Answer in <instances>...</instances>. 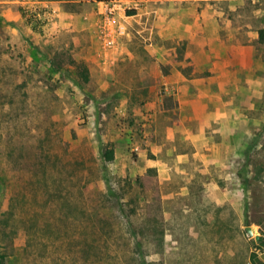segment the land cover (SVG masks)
<instances>
[{
	"label": "rangeland",
	"instance_id": "374dc122",
	"mask_svg": "<svg viewBox=\"0 0 264 264\" xmlns=\"http://www.w3.org/2000/svg\"><path fill=\"white\" fill-rule=\"evenodd\" d=\"M147 1L154 31L119 40L118 9L105 10L132 15ZM179 7L200 13L188 26L218 30L220 61L241 53L231 131L175 126L168 137L162 62L207 43L168 31ZM223 143L232 149L213 147ZM252 254L264 262V0H0V262L254 264Z\"/></svg>",
	"mask_w": 264,
	"mask_h": 264
},
{
	"label": "crops",
	"instance_id": "0c3cea01",
	"mask_svg": "<svg viewBox=\"0 0 264 264\" xmlns=\"http://www.w3.org/2000/svg\"><path fill=\"white\" fill-rule=\"evenodd\" d=\"M148 3L149 1H147L145 6L135 3V11L132 15L126 14L125 7L122 4H115L113 6L115 11L118 9L115 12V20L117 23L116 35L119 40H123L125 37L131 38L134 35V31L138 33H143L148 29V31H154V25L148 27V23L153 13H157L159 10L150 8ZM99 4L101 3H98L97 7L99 12L102 13V8ZM161 11L163 12V10ZM177 11V19H175V23L171 25V28H168V31L172 29L176 30V36L180 38L202 34L201 37L205 38L207 43L195 49L189 47L185 51L184 62L176 63L173 60H167V63L162 62L168 69L162 75L166 86L165 89L167 94L173 97L175 101L172 109L167 110L163 108L164 112L175 114L167 115L165 113L167 115L165 119L169 122L168 137L170 138V134L175 133V126L178 127V130L182 129L187 134L194 133L195 127H197L196 131L201 134L225 133L228 129L224 127H230L231 131L234 126L235 117L233 105V66L236 56L234 53L238 52L232 48L229 50L226 48L225 53L226 56L229 53V60L225 62L220 61L217 55L218 50L212 47V43L218 40V30H209L207 34L205 29H201L202 25L197 28H194L196 27L194 25L190 27L185 24L186 18L191 16L201 23L200 13L193 9H189L186 12L182 7H179ZM146 18L149 19L146 20ZM207 45H209L208 49L205 48ZM249 49L246 48L250 52ZM238 54L242 57L241 53ZM237 57L239 60V56ZM214 86L216 90H214ZM206 139L209 141L208 138ZM213 147L232 149V146L227 143L214 145ZM189 155L187 152L180 153V160L185 162V159ZM212 161L220 163L221 160L213 158Z\"/></svg>",
	"mask_w": 264,
	"mask_h": 264
},
{
	"label": "trees",
	"instance_id": "16d2710c",
	"mask_svg": "<svg viewBox=\"0 0 264 264\" xmlns=\"http://www.w3.org/2000/svg\"><path fill=\"white\" fill-rule=\"evenodd\" d=\"M109 158L110 159H112L113 157H112V152H110L109 153ZM148 173L151 175H154V174H156V169H154V168H151V169H149L148 170ZM149 188L153 191L152 193H153V195H154V199L156 200V203H157V205L161 208L162 207V203H161V193H160V187H159V181H158V179H156L155 181H154V184H151L150 186H149ZM249 225V224H248ZM141 243L140 242H135L134 243V247H136V248H140L141 247ZM2 260L3 259H1V264L3 263L2 262ZM252 260H253V263L254 264H264V262L263 261H261V260H259L258 258H257V256H256V254H252ZM138 264H149V262L147 261V259L144 257V256H142V257H140L139 259H138Z\"/></svg>",
	"mask_w": 264,
	"mask_h": 264
},
{
	"label": "water",
	"instance_id": "95a60500",
	"mask_svg": "<svg viewBox=\"0 0 264 264\" xmlns=\"http://www.w3.org/2000/svg\"><path fill=\"white\" fill-rule=\"evenodd\" d=\"M245 230H246L249 237H251V238L255 237V230L252 226H247L245 228ZM259 239H260V236H256V240H259Z\"/></svg>",
	"mask_w": 264,
	"mask_h": 264
},
{
	"label": "built area",
	"instance_id": "2783aa9c",
	"mask_svg": "<svg viewBox=\"0 0 264 264\" xmlns=\"http://www.w3.org/2000/svg\"><path fill=\"white\" fill-rule=\"evenodd\" d=\"M115 10L113 8H108L105 10V14L108 16L109 14L113 13Z\"/></svg>",
	"mask_w": 264,
	"mask_h": 264
}]
</instances>
